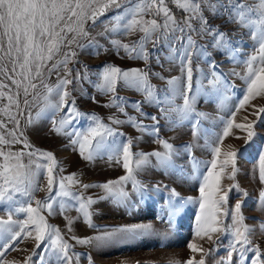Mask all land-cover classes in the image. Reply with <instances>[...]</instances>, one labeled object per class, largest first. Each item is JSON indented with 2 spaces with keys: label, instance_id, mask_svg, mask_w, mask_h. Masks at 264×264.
Instances as JSON below:
<instances>
[{
  "label": "snow or ice",
  "instance_id": "snow-or-ice-1",
  "mask_svg": "<svg viewBox=\"0 0 264 264\" xmlns=\"http://www.w3.org/2000/svg\"><path fill=\"white\" fill-rule=\"evenodd\" d=\"M169 3L184 15L178 19ZM110 11L113 15L102 21L101 17ZM216 20L221 23H215ZM98 22L103 24V30L93 34ZM228 25L235 27L227 30ZM243 30L247 31L248 41L234 40ZM118 35L136 39L114 38ZM99 38L107 40L108 46L101 44ZM161 44L168 50L164 59L178 67V75L165 76L151 69V60L163 67L161 58L152 55ZM245 44L251 48L249 53L242 52ZM209 47L245 68L243 74L235 68L230 70V75L245 83V91L231 110L230 118L221 121L224 126L219 133H209L203 128L201 122L209 117L197 111L198 98H219L235 86L220 70ZM84 51L93 56L113 52L121 59L142 61L144 66L122 68L108 62L92 71L79 60ZM194 57L207 62V72L199 67L194 70ZM53 76L54 84L50 83ZM152 77L163 81V86L153 84ZM85 83L94 89L92 94L83 87ZM121 90H133L142 99L129 103V98L120 95ZM75 92L94 104L115 108L116 113L108 117V122L94 112L82 113L76 107ZM96 93L107 99L97 100ZM258 98H264V0H0V209L6 213V217L0 216V264H79L81 254L74 251L75 244L70 241L99 248L117 239L151 233L154 226L141 223L117 226L91 236L71 234L78 220L89 228L97 227L90 209L98 201L109 200L126 207L130 198L126 186L131 184L136 193L146 190L137 175L149 168L199 183L198 201L182 198L176 188L168 189L169 210L158 219L170 224L183 203H198L200 214L196 216L195 235L211 244L205 248L190 242L188 249L193 255L183 262L170 259L167 264H207V258L219 250L221 237L229 239L227 255L215 264H264V250L252 238L257 227L264 232V223L258 226L245 223L243 201L238 200L231 209L224 207L228 191L236 188L244 196L247 191L238 183L228 185L227 189L222 187L225 178L236 180L239 150L222 151L221 145L225 138L234 135L233 128L245 132L244 137H235L243 138L245 144L253 139L256 122L237 123L235 117L245 105L252 107L250 115L264 113V105L251 103ZM178 100L182 102L177 103ZM145 105L156 107L158 115L146 113ZM128 107L152 123L147 125L137 115H129ZM84 117L90 121L85 130L72 127ZM161 118L174 128L187 124L192 141L178 149L170 139L160 135ZM42 119L50 121L52 132L66 136L71 150L83 160L94 163L106 158L109 164L120 166L124 175L97 183H84L76 172L63 175L64 168L55 154L36 148L25 135L27 127ZM124 124L141 135L133 137L120 132L116 126ZM144 134L150 135L160 147L147 152L134 151L135 143ZM200 139H204L203 147L212 157L206 162L198 160L193 152L201 146ZM17 144L21 145L19 149L15 148ZM227 147L231 149L232 145ZM181 151L189 158L191 176L175 162L174 157ZM257 161L252 174L258 176L261 184L258 201L264 205V151ZM41 174L44 184L39 183ZM77 185L79 188L73 190L72 186ZM153 187L161 189L160 184ZM90 188L101 189L102 195L86 196ZM36 192H45V198L37 199ZM71 208L76 209V217L64 215ZM20 214L26 218L13 219ZM57 214L65 220L67 232L49 223L48 217ZM27 240L34 241L30 250L20 247ZM13 251L27 255L10 260L8 253ZM247 252L252 253L250 258L245 256ZM33 257H37L35 262ZM87 258L89 264H94L90 253Z\"/></svg>",
  "mask_w": 264,
  "mask_h": 264
},
{
  "label": "rangeland",
  "instance_id": "rangeland-1",
  "mask_svg": "<svg viewBox=\"0 0 264 264\" xmlns=\"http://www.w3.org/2000/svg\"><path fill=\"white\" fill-rule=\"evenodd\" d=\"M173 9H176L173 6ZM179 17H182L184 13L179 11ZM113 13L110 11L105 17H101V20H106L111 17ZM215 23H221L220 20H216ZM235 26L228 25L227 30L233 29ZM103 30V24L97 23L96 27L93 29V34ZM114 38L127 41L130 39H136V36L125 37L118 35ZM100 43L108 46V41L99 38ZM248 41L247 31L243 30L238 33L234 40ZM151 50V49H150ZM167 47L164 44L159 45L155 50L152 51L153 56H159L161 58V64L157 65L155 60L150 61L151 69L154 71H161L165 76H173L179 74V69L175 65L169 64L164 57L167 55ZM209 52L212 53V58L215 59L220 70L227 75V78L234 84V89H229L224 92L223 96L219 98H208L201 96L198 98L196 109L198 112H204L209 117L207 120H203L202 126L204 129L208 130L209 133H219L222 131L223 123L222 120L226 121L230 118V112L238 104L239 100L243 97L245 91V83L238 77L230 75V70L235 68L238 72L244 73L245 68L241 64L232 63L228 60L222 52L217 51L209 47ZM251 48L245 44L242 49L243 53H249ZM123 56V52L120 54ZM243 55L241 59H243ZM79 60L82 63H86L91 67L92 71L98 70L101 64L111 62L115 65H119L122 68L129 67H143L142 61H132L129 59L118 58L113 52L102 53L98 56L91 55L88 51H84L80 54ZM77 67L80 65L77 64ZM199 67L207 72L208 64L203 59H193L194 70ZM165 69H170L166 71ZM94 80L95 77H92ZM197 80V75L194 71L193 81ZM56 78L53 76L50 83H55ZM153 84L157 87L163 86V81L152 77ZM206 84L207 81L205 80ZM83 87L87 89L89 94L94 92V89L88 84H84ZM76 96V107L82 113H96L98 116L108 122V117L113 113H116V109L105 108L98 104L92 103L90 99L86 96L81 95L79 92L73 93ZM120 95L129 98V103L142 99V96L133 90H121ZM96 99L99 101H105L107 97H103L96 93ZM182 101H177L181 103ZM252 104L264 105V98H258L251 102ZM146 113L158 115V109L153 106L145 105L143 109ZM36 109H33V114H35ZM129 115H137L138 119H143V122L150 125L152 121L149 118L139 117L138 114L130 107L126 108ZM253 109L250 105H245L244 109H241L236 114L237 123H248L250 121H255L254 131L256 135L253 139L245 144L243 138L237 139L235 137H244L245 132L240 129L233 128L232 132L234 135L225 138L223 144L221 145L222 151H231L238 149L237 157V167L239 169L236 180H229L225 178L222 182V187L227 189L228 185L238 183L241 189L247 191V196H244L236 188L228 191L227 203L224 205L226 209H231L234 204L240 200L243 201L242 213L245 216V223L252 226H258L260 223H264V205L258 201V193L261 189V184L259 182L258 176L252 174L253 168L257 165L258 155L261 151H264V113H260L259 116L250 115ZM119 115V114H118ZM247 116L248 120H243V117ZM120 118H124L122 115ZM175 119V116H173ZM90 121L87 117L77 120L73 124V128L76 130H85L89 126ZM119 131L133 137L140 136L141 133L135 128L124 124L116 126ZM160 135L164 138L170 139L178 149L182 148L183 145L188 144L192 141V132L190 127L185 124L183 126L173 127L168 121L163 118L160 119ZM50 121L47 119H42L39 123L29 126L25 129V135L28 137L30 143L36 148L45 149L52 151L57 160L61 162L64 168L63 175H68L70 173L76 172L79 174V178L84 183H97L104 182L107 180L116 179L117 177L124 175V170L116 165L109 164L106 158L97 159L94 163L87 162L83 160L78 152L72 151L69 146L68 138L63 135H57L51 130ZM205 141L204 139L198 140L200 147L193 149V152L198 160L208 161L212 157L207 149L203 147ZM232 145L229 149L227 146ZM21 145L17 144L16 149H19ZM160 146L153 143V138L144 134L143 139L137 141L134 145L133 150H143L145 152L151 151L154 148H159ZM175 162L178 165H182L185 172L191 176L192 168L189 164V158L183 151L176 157H174ZM137 179L146 185V190L141 193H136L132 190L131 184L126 186V190L130 192V198L127 206H116L109 200H101L91 206L90 211H92L93 223L97 226L95 229L89 228L86 223L82 220L76 221L72 228L71 234L84 237L94 235L96 232L109 230L117 226L131 225V224H152L154 230L151 233L141 235L137 238H121L115 241L109 242L99 248L87 247L84 245L76 244L75 241H70V243L75 244L74 251L80 253L79 264H89L88 254H91L92 261L94 264H136L137 261L140 264H167V261L172 259L176 261H185L193 253L188 249V244L190 242H195L198 245H203V247L208 248L211 246L210 242L206 239L201 240L195 235L197 228L196 216L200 214V209L198 203H183L182 207H178V210L172 217V222L169 224L167 221L162 222L158 219V216L165 215L169 210L168 206V189L176 188L180 193L181 197L187 199L189 197L199 200V183L193 179H178L172 173H165L157 169H146L138 173ZM39 183L44 184L45 178L43 174L39 177ZM160 184L161 189L159 191L155 190L154 185ZM167 185L168 188H164ZM73 190L79 188V186H72ZM45 192H36L35 197L37 199L43 200L45 198ZM86 196H92L93 198L102 195V190L98 188H90L85 192ZM69 202L70 198H69ZM179 201L177 204L179 205ZM35 206V204L33 205ZM47 215V213H44ZM64 215L68 217H76L78 215L75 208H71ZM0 216H5L6 213L3 209H0ZM26 217L23 214L19 216H14L13 219L23 220ZM221 219H224L221 217ZM48 221L50 224H55L60 227L64 232H67L65 228V220L59 214L56 216H49ZM66 238L68 236L66 235ZM253 240L255 243L259 244L261 249L264 250V232H261L257 227V230L253 234ZM215 239V236H214ZM34 241L27 240L20 244L21 248H28L29 250L33 247ZM229 243V239L221 237L219 243V250L214 251L210 257L207 258V264H215L216 260L220 257H226V247ZM27 253H21L18 251H13L8 253V259L22 258ZM39 255V252L37 253ZM199 258V253L195 254ZM246 257H251L252 253H245ZM37 257H33L35 262ZM234 262L237 257L233 256Z\"/></svg>",
  "mask_w": 264,
  "mask_h": 264
},
{
  "label": "crops",
  "instance_id": "crops-1",
  "mask_svg": "<svg viewBox=\"0 0 264 264\" xmlns=\"http://www.w3.org/2000/svg\"><path fill=\"white\" fill-rule=\"evenodd\" d=\"M173 6H174V5H172L171 3H169V7L172 8L173 12L176 14L177 18L179 19L180 17L178 16V15H179L178 12H179L180 10H178V9H173Z\"/></svg>",
  "mask_w": 264,
  "mask_h": 264
}]
</instances>
